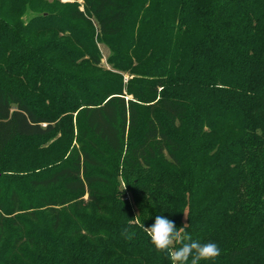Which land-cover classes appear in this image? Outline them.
<instances>
[{
  "label": "trees",
  "instance_id": "trees-1",
  "mask_svg": "<svg viewBox=\"0 0 264 264\" xmlns=\"http://www.w3.org/2000/svg\"><path fill=\"white\" fill-rule=\"evenodd\" d=\"M73 109L97 143L0 185V264H171L157 216L264 264V0H0V159Z\"/></svg>",
  "mask_w": 264,
  "mask_h": 264
},
{
  "label": "rangeland",
  "instance_id": "rangeland-1",
  "mask_svg": "<svg viewBox=\"0 0 264 264\" xmlns=\"http://www.w3.org/2000/svg\"><path fill=\"white\" fill-rule=\"evenodd\" d=\"M30 16H32V14L27 13L24 19ZM99 47L102 53V66L104 69L109 70L111 68L107 59L109 51L102 44H100ZM127 77L125 76V78ZM78 111L79 109H73L64 114L65 116H60L55 122V132L48 139L20 138L10 144L8 150L0 159V185L4 189V192H6L8 182H15L13 181V177L18 176L17 181L19 180V182H22V180L31 175L41 174L62 164L66 161L68 154L72 155L74 152L79 151L81 145L88 146L90 149L92 148L93 142L97 143V140L93 138H89V143L86 141L82 142L83 140L78 139L80 138V134L76 129L78 120H80L79 117L77 118ZM43 155L45 156L44 160V157L37 160V158ZM10 178L11 180H9ZM120 182V196L126 199L130 196L128 189H126L127 185L124 179L123 181L120 179ZM24 185L29 189L27 184ZM55 190L56 188H54V190L51 189V191ZM57 191L59 190L57 189ZM30 211H33L32 213H35L38 217L39 224L37 227L39 226L40 229L45 230L46 225H48V220L52 218L48 208L34 207V209ZM18 216H20L19 219H23V215L18 214L15 216L11 215V217L7 216L6 221L11 218L16 220Z\"/></svg>",
  "mask_w": 264,
  "mask_h": 264
},
{
  "label": "clouds",
  "instance_id": "clouds-1",
  "mask_svg": "<svg viewBox=\"0 0 264 264\" xmlns=\"http://www.w3.org/2000/svg\"><path fill=\"white\" fill-rule=\"evenodd\" d=\"M136 223L147 233L157 252L168 254L171 264H200L201 261L215 260L221 254L216 243L193 240L183 226L177 228L174 220L164 216H157L150 226H145L138 219ZM121 234L127 240L134 235L129 234L126 228Z\"/></svg>",
  "mask_w": 264,
  "mask_h": 264
}]
</instances>
